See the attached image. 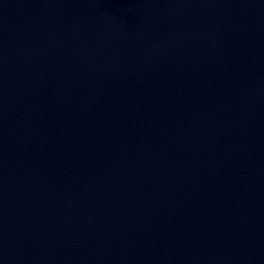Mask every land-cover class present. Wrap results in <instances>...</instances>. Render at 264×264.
Segmentation results:
<instances>
[{"label":"water","instance_id":"water-1","mask_svg":"<svg viewBox=\"0 0 264 264\" xmlns=\"http://www.w3.org/2000/svg\"><path fill=\"white\" fill-rule=\"evenodd\" d=\"M0 264H264V0H0Z\"/></svg>","mask_w":264,"mask_h":264}]
</instances>
